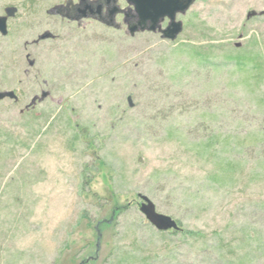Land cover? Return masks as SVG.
<instances>
[{
	"label": "rangeland",
	"instance_id": "374dc122",
	"mask_svg": "<svg viewBox=\"0 0 264 264\" xmlns=\"http://www.w3.org/2000/svg\"><path fill=\"white\" fill-rule=\"evenodd\" d=\"M102 2L101 20L79 0H0L17 8L0 33V92L17 96L0 100V264H264V0H197L175 41L130 36L124 13L108 25L129 4Z\"/></svg>",
	"mask_w": 264,
	"mask_h": 264
},
{
	"label": "water",
	"instance_id": "95a60500",
	"mask_svg": "<svg viewBox=\"0 0 264 264\" xmlns=\"http://www.w3.org/2000/svg\"><path fill=\"white\" fill-rule=\"evenodd\" d=\"M103 0H96L95 2L91 0H79L77 8L79 10L81 6L86 5L87 9H91L90 5L97 4L98 14L100 19L102 16L103 10ZM109 3L111 0H106ZM129 4L128 9L122 10L118 7H114L110 14L108 15L110 22L108 25H115V16L117 13H124L125 18L124 22L128 25V32L130 36H134L139 32H160L163 39L175 41L178 36L184 30V23L182 20H178L177 17L179 14H185L191 6L197 0H126ZM68 6V5H67ZM64 5H56L49 10L51 14H60L63 17H68L72 20L80 21L82 18L89 17V14L86 10L82 11V14L76 17H70L69 15H64V10L68 7ZM17 13V8L7 7L5 9V15H0V33L3 36L8 34V20L11 17H14ZM103 19V18H102ZM101 19V20H102ZM168 19V24L166 27H163V22ZM106 23V22H105ZM55 35L50 31H46L44 34L40 35L35 42L42 40L53 39ZM30 55H27L29 58ZM35 61H29V65L33 66ZM48 96V92L44 91L42 96H35L31 103L27 106L28 108L33 106L37 100H42ZM7 97L17 98L13 92H0V100H3ZM129 105L134 106L132 98H128ZM140 202V211L145 215L147 220L155 226L159 231H179L181 229L178 221L172 216L160 213L155 203L146 195L139 194Z\"/></svg>",
	"mask_w": 264,
	"mask_h": 264
},
{
	"label": "trees",
	"instance_id": "16d2710c",
	"mask_svg": "<svg viewBox=\"0 0 264 264\" xmlns=\"http://www.w3.org/2000/svg\"><path fill=\"white\" fill-rule=\"evenodd\" d=\"M246 59H248V57H245ZM240 60H239V62L242 64V62H244L245 61V63H247L246 62V59H243V58H239ZM181 230V229H180Z\"/></svg>",
	"mask_w": 264,
	"mask_h": 264
},
{
	"label": "flooded vegetation",
	"instance_id": "af4514ba",
	"mask_svg": "<svg viewBox=\"0 0 264 264\" xmlns=\"http://www.w3.org/2000/svg\"><path fill=\"white\" fill-rule=\"evenodd\" d=\"M65 11V10H64Z\"/></svg>",
	"mask_w": 264,
	"mask_h": 264
}]
</instances>
